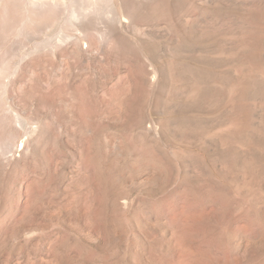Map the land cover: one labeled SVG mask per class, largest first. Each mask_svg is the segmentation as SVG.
<instances>
[{
	"label": "rangeland",
	"instance_id": "obj_1",
	"mask_svg": "<svg viewBox=\"0 0 264 264\" xmlns=\"http://www.w3.org/2000/svg\"><path fill=\"white\" fill-rule=\"evenodd\" d=\"M5 1L0 264H264V0Z\"/></svg>",
	"mask_w": 264,
	"mask_h": 264
},
{
	"label": "bare ground",
	"instance_id": "obj_2",
	"mask_svg": "<svg viewBox=\"0 0 264 264\" xmlns=\"http://www.w3.org/2000/svg\"><path fill=\"white\" fill-rule=\"evenodd\" d=\"M6 1H7V0H6ZM6 1H5V2H6ZM32 3H33L34 5H36V4H38V3L40 4V3H43V2H38V0H36V1L33 0ZM8 5H9V4H8ZM52 5H53V4H52ZM4 6H5V4H4ZM11 6H12V5H11ZM36 6H37V5H36ZM12 7H13V6H12ZM12 7H11V8H12ZM14 7H15V5H14ZM34 7H35V6H34ZM42 7H43V6H42ZM6 8H8L7 10H9V7H8V6H6ZM43 8H44V7H43ZM46 8H47V7H46ZM46 8H45V9H46ZM53 8H54V6H53ZM37 9H38V8H37ZM40 9H42V8H39V10H40ZM45 9H44V10H45ZM48 9H49V8H48ZM50 9H51V8H50ZM19 10H20V9H19ZM32 10H35V9H32ZM32 10H31V11H32ZM44 10H43V11H44ZM12 11H13V10H12ZM14 11H15V10H14ZM14 11H13V12H14ZM31 11H30V12H31ZM37 11H38V10H36V12H37ZM43 11H42V13H44L46 10H45L44 12H43ZM7 12H8V11H7ZM9 12H10V11H9ZM26 12H27V11H26ZM32 12H33V11H32ZM36 12H34V14L32 13V15H35ZM47 12H49V11H47ZM10 13H11V12H10ZM28 13H29V12H28ZM28 13L26 14V16L29 15ZM42 13H41L40 15H42ZM36 14H37V13H36ZM48 14H49V13H48ZM48 14H46V12H45V15H48ZM75 14H76V13H75ZM9 15H10V14H9ZM32 15H31V16H32ZM49 15H50V14H49ZM3 16H4V15H3ZM26 16H25V17H26ZM31 16H30V17H31ZM36 16H39V14L36 15ZM53 16H54V14L52 15V17H53ZM74 16H75V15H74ZM32 17H34V16H32ZM32 17H31V19H33ZM42 17H44V16L42 15ZM48 17H49V16H48ZM48 17H46V18H48ZM77 17H78V16H77ZM77 17H76V18H77ZM36 18H37V17H36ZM36 18H35V20L37 21ZM72 18H75V17H72ZM38 19H39V21H41L40 18H38ZM44 19H45V18H44ZM44 19H43V21H44ZM50 19H52V18L50 17L48 20H50ZM27 20H29V19L27 18ZM27 20H25V21H27ZM45 20H47V19H45ZM52 20H54V19H52ZM29 22H30V21H29ZM37 22H38V21H37ZM41 22H42V21H41ZM48 22H49V21H48ZM25 23H26V22H25ZM27 23H28V21H27ZM32 23H33V22H32ZM90 23H91V22H90ZM90 23L88 24L89 26H90ZM30 24H31V23H30ZM84 25H85V24H84ZM85 26H86V25H85ZM87 27H88V26H87ZM85 28H86V27H85ZM85 28H84V29H85ZM88 28H89V27H88ZM76 29H78V28L76 27ZM88 30H90V29H88ZM76 31H77V30H76ZM87 32H88V31H86V33H87ZM90 32H91V31H90ZM73 33H74V32H73ZM79 33H80V36H81V32H79ZM88 33H89V32H88ZM66 34H67V33H66ZM70 34H71V33H70ZM77 34H78V32H77ZM83 34H84L85 36H84V35H82V36H83V38H85V37H86V34H85V33H83ZM75 35H76V34H75ZM80 36H79V37H80ZM87 36H90V37H91L90 34H87ZM79 37H73V35H69V34H68V35H66V36H61V37H59V38L57 39V40H58L57 42H59V41H60V42H61V41H64V42L69 41V42H71V44H73V45H77V43H78V38H79ZM90 37H89V38H90ZM87 39H88V38H87ZM90 39H91V38H90ZM50 40H51V39H50ZM50 40L48 39L47 42H48V43H52ZM80 40H81V39H80ZM52 41H53V40H52ZM81 41H82V40H81ZM55 42H56V41H55ZM88 42H89V41H88ZM79 43H80V42H79ZM45 45H46V44H45ZM78 45H79V44H78ZM78 45L76 46L77 48L79 47ZM36 46H37V45H36ZM34 47H35V46H34ZM34 47H33V48H34ZM41 47H42V46H41ZM51 47H52V46H51ZM50 49H51L50 51L52 52L51 54H53V53L57 50V47L50 48ZM78 49H79V48H78ZM34 50H35V48H34ZM79 50H80V49H79ZM80 51H81V50H80ZM28 52H29V51H28ZM28 52H27V53L25 52V53H26V54H29ZM47 52H48V51H47ZM56 52H57V51H56ZM25 53H24V55H25ZM45 53H46V52H45ZM54 54H55V53H54ZM22 55H23V54H22ZM24 55H23L22 57L20 56V57H21V58H20V61H23V60L25 59ZM40 57H42V56H40ZM41 59H42V58H41ZM41 59H40V60L37 59V60L39 61V63H40ZM46 59L48 60L49 58L47 57ZM50 59H51V58H50ZM65 61H66L65 64H67V61H68V60H65ZM34 62H35V61H34ZM42 62H43V61H41V63H42ZM53 62H55V61H53ZM70 62H71V61H70ZM50 66H51V65H50ZM3 72H4V71H3ZM4 74H5V73H4ZM17 77H18V76H17ZM9 80H10V79H9ZM13 80H14V79H13ZM15 141H16V140H15Z\"/></svg>",
	"mask_w": 264,
	"mask_h": 264
}]
</instances>
